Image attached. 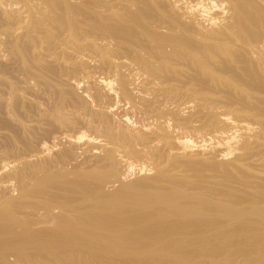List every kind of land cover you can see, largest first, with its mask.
<instances>
[{"label": "bare ground", "instance_id": "bare-ground-1", "mask_svg": "<svg viewBox=\"0 0 264 264\" xmlns=\"http://www.w3.org/2000/svg\"><path fill=\"white\" fill-rule=\"evenodd\" d=\"M0 264H264V0H0Z\"/></svg>", "mask_w": 264, "mask_h": 264}]
</instances>
